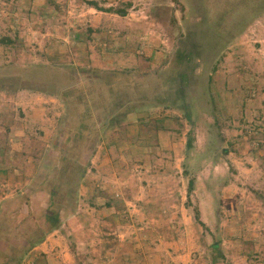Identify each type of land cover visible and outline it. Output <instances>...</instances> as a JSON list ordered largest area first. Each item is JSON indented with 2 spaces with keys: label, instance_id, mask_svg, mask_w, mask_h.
<instances>
[{
  "label": "rangeland",
  "instance_id": "rangeland-1",
  "mask_svg": "<svg viewBox=\"0 0 264 264\" xmlns=\"http://www.w3.org/2000/svg\"><path fill=\"white\" fill-rule=\"evenodd\" d=\"M3 39L0 68L14 67V79L0 85V264L9 252L21 257L14 264H33L55 232V257L73 256L72 219L102 173L104 199L118 212L129 204L118 217L123 234L136 236L144 221L155 238L137 249H159L161 264H264V0H0ZM184 67L183 98L156 100ZM120 75L140 84L141 104L104 128L103 84ZM71 85L86 98L70 106L62 93ZM86 101L98 132L79 141L89 165L75 212L51 230L44 215L56 218L60 154L83 125L75 104Z\"/></svg>",
  "mask_w": 264,
  "mask_h": 264
},
{
  "label": "trees",
  "instance_id": "trees-1",
  "mask_svg": "<svg viewBox=\"0 0 264 264\" xmlns=\"http://www.w3.org/2000/svg\"><path fill=\"white\" fill-rule=\"evenodd\" d=\"M87 3L91 6H93L95 9L99 11H103L101 7H99L98 3L95 1H87ZM7 41V40H6ZM0 43H4L1 40ZM188 52L185 51L182 52V59H186L185 67L188 64ZM191 53V52H190ZM183 68L178 75L176 76V79L171 80V82L167 83L168 86L167 91L163 94V96L157 95L155 98L156 100L160 99L161 101H171L173 97L179 100L182 99V93L187 88V70ZM14 69V67H5L0 68V85L4 86V83L10 82L13 80V77H8L9 72ZM41 69V68H39ZM26 71V70H24ZM41 71V70H40ZM27 72V71H26ZM39 74V73H38ZM5 76V77H4ZM3 78V79H2ZM17 79V78H15ZM18 83L20 85L25 86L24 88L29 89L32 85H29L25 81L26 75H22L18 77ZM104 94H102L104 97L102 99V104L106 105L109 114L105 113L107 116L105 118L104 122V128L109 126V123L117 122V115H120L123 113V110L126 108V106L131 104H136L134 106H139L141 104V100L138 99L141 96V92L143 91L139 87V83L135 81V79L131 78V75H120L118 78V82L115 84H108L106 81H104ZM0 89H4V87H1ZM22 88V87H21ZM96 88V87H95ZM101 89V88H99ZM142 90V91H141ZM100 91V90H99ZM62 97L66 100L68 105L70 102H75V100L78 102H83V98H86L84 94L80 93V88H75L74 85H71L68 89H64L62 93ZM99 98V95L97 96ZM97 100V99H96ZM70 101V102H69ZM94 101V100H93ZM159 101V102H161ZM75 104L76 107L82 108L83 115L80 116L78 119H82V127L78 128V130L74 131V135L72 136L73 143L70 144H63L65 146L63 152L60 154V166L57 168V176L56 181L53 183V190L50 192V209L52 212L56 215V218L52 217L51 215L45 214L44 217L47 218L49 223L51 224L52 228L51 230H55L57 228V222L60 217L64 216V213L68 214H74V210L72 206H76L77 202V190L78 189V182L81 180V178L86 174V169L88 167V163H82L81 162V156L78 154V150L81 146L80 140L89 139L93 134H96L98 131L94 128L96 125L95 119H92L93 115L89 118V111L90 106L89 102H84V104ZM82 106V107H81ZM84 107V108H83ZM91 113V112H90ZM120 120V119H119ZM84 121V122H83ZM60 204V207L57 208L56 205ZM67 204V205H66ZM64 210L65 212H62ZM59 211L61 212L59 215ZM44 239V236H41L36 241H33L32 243H28L25 247L28 249L34 248L37 244L42 242ZM11 246V245H10ZM26 250L23 249V254ZM22 254V255H23ZM21 259V257H19ZM19 258L15 254H10V252L7 255V259H5V262L2 264H14L17 263Z\"/></svg>",
  "mask_w": 264,
  "mask_h": 264
},
{
  "label": "crops",
  "instance_id": "crops-1",
  "mask_svg": "<svg viewBox=\"0 0 264 264\" xmlns=\"http://www.w3.org/2000/svg\"><path fill=\"white\" fill-rule=\"evenodd\" d=\"M102 155L103 151L101 157ZM102 162H106V159ZM107 176L108 175L102 173L100 174L102 180H93L94 187L89 189V191L87 190V193H84V196H92L90 205L81 206L78 215L72 219L75 232V243L77 244L75 254L72 256L71 254L65 253L63 250V253H60V256L58 255L55 257V254L58 253V249H56L57 243L54 239L57 234V232H55L48 237L44 243L34 249L31 254V261L33 264H48V259L52 261L57 258H60V264H81V262L83 264H97L99 259L103 258L113 260L112 264H150L148 262L151 259L154 261L156 259L157 263L161 264L162 257H165V255L161 254L159 249H155V251H152L151 253L148 252V255L144 251L137 249L140 248L142 243L151 245L152 238H155V234L149 231L150 227L143 224L144 221H142V227L138 228L143 231H135L136 236L123 234V224L118 220V217L122 214L121 212H125L127 208L126 205L129 204L126 203V205H124L125 210L122 209L123 211L118 212L119 210L113 203L110 204V201L107 202L104 199L103 195L105 194V191L100 190L102 188L99 183H103V181L107 180ZM100 193H102L101 198ZM151 226L156 227V224L151 222ZM161 233H158L160 236L159 239L161 238ZM106 236H113V244L119 242L118 246L120 248L113 251L112 248H110V238ZM155 242V246H157V240ZM167 242L168 241L162 244L168 246ZM85 245L90 250L88 251V255H81L82 253L84 254ZM148 247L149 246H147V249ZM157 247L160 248L159 246ZM54 250L56 253H54ZM81 250L82 253L79 252ZM110 254H112V257H109ZM77 260H79V262L76 263ZM174 262L177 264V258H175Z\"/></svg>",
  "mask_w": 264,
  "mask_h": 264
}]
</instances>
